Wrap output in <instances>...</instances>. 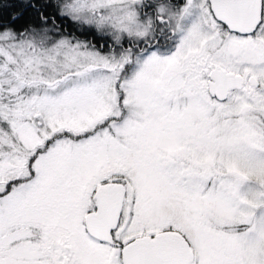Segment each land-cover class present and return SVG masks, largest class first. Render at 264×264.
<instances>
[{"label": "snow or ice", "instance_id": "snow-or-ice-1", "mask_svg": "<svg viewBox=\"0 0 264 264\" xmlns=\"http://www.w3.org/2000/svg\"><path fill=\"white\" fill-rule=\"evenodd\" d=\"M0 264H264V0H0Z\"/></svg>", "mask_w": 264, "mask_h": 264}]
</instances>
